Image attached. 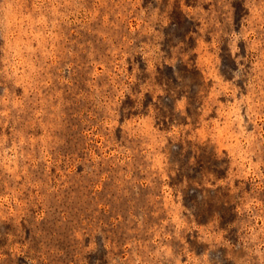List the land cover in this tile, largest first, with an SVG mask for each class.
Here are the masks:
<instances>
[{
    "label": "rangeland",
    "instance_id": "obj_1",
    "mask_svg": "<svg viewBox=\"0 0 264 264\" xmlns=\"http://www.w3.org/2000/svg\"><path fill=\"white\" fill-rule=\"evenodd\" d=\"M0 264H264V0H0Z\"/></svg>",
    "mask_w": 264,
    "mask_h": 264
}]
</instances>
